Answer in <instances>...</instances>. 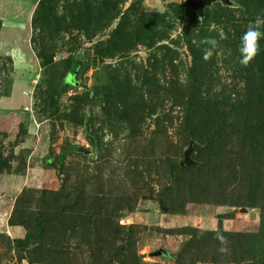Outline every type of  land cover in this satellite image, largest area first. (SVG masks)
Here are the masks:
<instances>
[{"label": "rangeland", "instance_id": "1", "mask_svg": "<svg viewBox=\"0 0 264 264\" xmlns=\"http://www.w3.org/2000/svg\"><path fill=\"white\" fill-rule=\"evenodd\" d=\"M233 1L0 0V264H264V0Z\"/></svg>", "mask_w": 264, "mask_h": 264}, {"label": "clouds", "instance_id": "2", "mask_svg": "<svg viewBox=\"0 0 264 264\" xmlns=\"http://www.w3.org/2000/svg\"><path fill=\"white\" fill-rule=\"evenodd\" d=\"M262 29H264V19L257 17L254 21L249 22L246 31L240 38V63L245 67L248 66L260 52V41L264 39V30ZM200 43L208 46L203 50L205 60L211 58L219 46V41L214 37L203 38ZM217 238L222 242L224 240L222 236H218Z\"/></svg>", "mask_w": 264, "mask_h": 264}, {"label": "water", "instance_id": "3", "mask_svg": "<svg viewBox=\"0 0 264 264\" xmlns=\"http://www.w3.org/2000/svg\"><path fill=\"white\" fill-rule=\"evenodd\" d=\"M217 1H221L227 5H234L233 0H187V2L197 11L200 19H203L205 17L206 9ZM195 144L196 141L194 139H191L187 147L184 149L183 159L180 161V165L182 167L198 165L200 163L197 159H194L192 156ZM83 151L86 154H89L91 152L90 149L88 148H84ZM126 219H128V217H126ZM150 255L167 258V257H173L174 253L168 249L161 247L150 252Z\"/></svg>", "mask_w": 264, "mask_h": 264}, {"label": "trees", "instance_id": "4", "mask_svg": "<svg viewBox=\"0 0 264 264\" xmlns=\"http://www.w3.org/2000/svg\"><path fill=\"white\" fill-rule=\"evenodd\" d=\"M25 238L28 239L29 238V235H27Z\"/></svg>", "mask_w": 264, "mask_h": 264}]
</instances>
